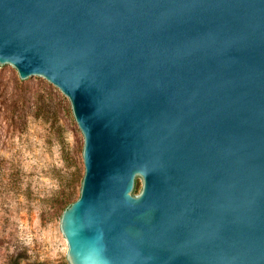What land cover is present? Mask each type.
<instances>
[{
    "label": "water",
    "instance_id": "1",
    "mask_svg": "<svg viewBox=\"0 0 264 264\" xmlns=\"http://www.w3.org/2000/svg\"><path fill=\"white\" fill-rule=\"evenodd\" d=\"M0 63L84 133L72 264H264V0H0Z\"/></svg>",
    "mask_w": 264,
    "mask_h": 264
},
{
    "label": "rangeland",
    "instance_id": "2",
    "mask_svg": "<svg viewBox=\"0 0 264 264\" xmlns=\"http://www.w3.org/2000/svg\"><path fill=\"white\" fill-rule=\"evenodd\" d=\"M84 148L69 97L0 63V264H72L62 220L81 197Z\"/></svg>",
    "mask_w": 264,
    "mask_h": 264
}]
</instances>
